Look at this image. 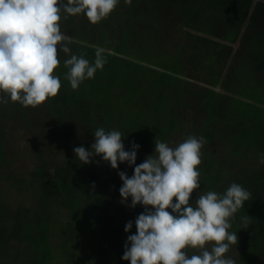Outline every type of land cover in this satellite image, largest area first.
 <instances>
[{"label": "trees", "instance_id": "obj_1", "mask_svg": "<svg viewBox=\"0 0 264 264\" xmlns=\"http://www.w3.org/2000/svg\"><path fill=\"white\" fill-rule=\"evenodd\" d=\"M59 23L71 54L92 62L103 47L106 63L72 90L71 54L58 52L61 88L36 108L0 92V264H129L125 242L144 208L120 203L118 172L135 165H81L73 153L101 127L120 131L125 150L139 145L136 165L156 141L203 138L190 200L232 183L249 191L228 255L264 264V0H120L98 24L83 14Z\"/></svg>", "mask_w": 264, "mask_h": 264}, {"label": "clouds", "instance_id": "obj_2", "mask_svg": "<svg viewBox=\"0 0 264 264\" xmlns=\"http://www.w3.org/2000/svg\"><path fill=\"white\" fill-rule=\"evenodd\" d=\"M120 0H0V92L11 102L36 108L57 96L61 81L54 74L60 64L58 52L71 54L73 38L61 31L62 17L83 14L95 25L107 18ZM132 0H125L131 4ZM66 14V15H65ZM106 49L97 46L95 59L70 55L66 79L72 90L92 79L106 63ZM120 131L98 128L90 150L73 149L81 165L99 156L116 170L118 164L133 168L129 177L118 172L122 186L120 203L144 212L135 219V234L128 235L122 256L129 264H237L228 255L237 245V233L230 231L234 214L251 193L237 183L226 191H208L190 200L200 189L203 138L189 136L176 147L156 141L154 153L136 165L139 145L125 150ZM259 163L264 164V154ZM170 209V211H168ZM133 222L124 228L129 233ZM187 249L196 250L189 255Z\"/></svg>", "mask_w": 264, "mask_h": 264}, {"label": "rangeland", "instance_id": "obj_3", "mask_svg": "<svg viewBox=\"0 0 264 264\" xmlns=\"http://www.w3.org/2000/svg\"><path fill=\"white\" fill-rule=\"evenodd\" d=\"M220 88V86H217V89H219ZM180 135V134H179ZM180 137V136H179ZM183 142V139H181L180 141L179 140H177V142L174 144V145H172L171 147H176L179 143H182ZM217 146H219L220 144H216ZM216 145H215V148H216ZM222 149H224V150H222ZM211 150V145L210 146H208L207 147V151H210ZM220 151H222V152H226V151H228L227 150V148H224V147H222L221 149H220ZM205 161V160H204ZM202 163H203V157H201V164L200 165H198V170L199 171H201L202 169H203V165H202Z\"/></svg>", "mask_w": 264, "mask_h": 264}]
</instances>
